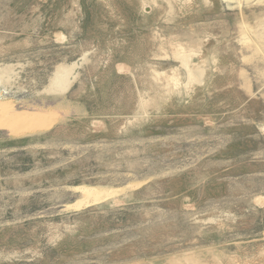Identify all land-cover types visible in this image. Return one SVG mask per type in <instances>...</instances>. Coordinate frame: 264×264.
<instances>
[{
  "label": "rangeland",
  "instance_id": "1",
  "mask_svg": "<svg viewBox=\"0 0 264 264\" xmlns=\"http://www.w3.org/2000/svg\"><path fill=\"white\" fill-rule=\"evenodd\" d=\"M1 106L0 264H264V0H0Z\"/></svg>",
  "mask_w": 264,
  "mask_h": 264
},
{
  "label": "bare ground",
  "instance_id": "2",
  "mask_svg": "<svg viewBox=\"0 0 264 264\" xmlns=\"http://www.w3.org/2000/svg\"><path fill=\"white\" fill-rule=\"evenodd\" d=\"M149 9V8H148ZM8 106L7 105H4V108L6 109ZM1 109H3V107L1 106L0 107V110ZM18 114V113H17ZM7 116H8V114H6ZM10 115V114H9ZM15 115V114H14ZM10 116L9 118H2L1 119V117H0V126H7V127H9V128H11V129H13V130H16L17 128H15L16 126H17V124L18 125H20L19 126V128L21 129V127H23V124H31V125H33V124H36L37 122V120H35V118L36 117H26V116H24V115H22V116H19V115H16V116ZM26 115V114H25ZM29 115V114H28ZM39 115V114H38ZM5 116V115H4ZM38 117V116H37ZM43 117V116H42ZM50 117V116H49ZM28 119V123H26L25 122V119ZM47 119V118H46ZM48 120V119H47ZM27 126V125H26ZM26 128V127H25ZM33 128V127H32ZM30 129V128H29ZM21 131V130H20ZM18 132V131H17ZM87 191V190H86ZM85 192V191H84ZM87 192H89V191H87ZM115 193V192H114ZM86 195H88V194H86ZM93 199V198H92ZM86 203V202H85ZM90 203H88V205H89ZM76 208V207H75Z\"/></svg>",
  "mask_w": 264,
  "mask_h": 264
}]
</instances>
